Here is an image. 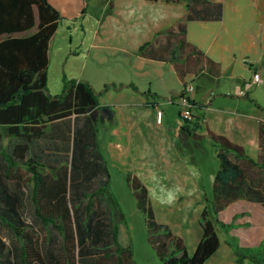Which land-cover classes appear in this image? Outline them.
<instances>
[{
	"label": "rangeland",
	"instance_id": "1",
	"mask_svg": "<svg viewBox=\"0 0 264 264\" xmlns=\"http://www.w3.org/2000/svg\"><path fill=\"white\" fill-rule=\"evenodd\" d=\"M85 1L89 7L83 14L76 19L63 18L59 23L55 44H52L54 46H51L49 52L47 90L55 95L61 92L65 79L89 80L98 94V102L116 103L125 97L115 92L118 91L116 87L120 80H134L141 88L147 87V63L153 62L141 58L139 48L146 40H150L154 27L171 26L181 11L185 10V5L168 3L166 0ZM132 52L136 56L132 57ZM154 82L157 83L156 80ZM128 86L134 88L132 83ZM253 88L257 99L252 100V107L256 112L264 114V87ZM178 119L182 123L185 121L180 115ZM132 120L128 139L122 135L121 125L112 127L109 124L111 127H108L106 124L103 127L98 122L95 137L91 139L93 143H85L87 149L83 152L80 140L75 139L78 133H74V125L70 126L67 141H53L49 146L41 140L35 146L42 162L40 172L48 175V181L61 178L66 182L65 202L70 212L74 237L77 238L74 215L85 211L77 222L87 227L89 217L94 221L106 218L110 227H118L119 241L132 250L136 264H166L148 241L146 215L138 208L134 188H130L126 181V174L131 173V180L136 176L146 186L155 219L166 224L183 240L188 256L193 255L202 238V214L208 210L220 245L204 264H253L247 255L238 261L234 236L219 226L215 219L212 200L216 172L213 169L219 167V158L213 146L205 142L201 148L192 145L189 149L179 141L178 152H171L174 156L170 164L166 152L161 149L163 135L152 125L147 128L135 116ZM0 130L1 150L4 144L12 146L16 138L6 134L2 127ZM247 146L250 152L251 145ZM194 150L197 152L195 158L188 155ZM96 153L102 155L106 172H98L95 168L89 174L83 172L82 162L87 159L96 161ZM48 157L53 167L44 165L48 163ZM5 170L6 164L0 153V185L22 195L23 204L19 206L22 219L38 230L43 249L45 245H52L54 251L58 250L62 241L58 231L51 225H42L35 216L30 199L33 187L31 174L21 165L10 169L8 176H5ZM73 172L76 175H72ZM173 186L182 190L176 202L172 205L159 203L158 198ZM239 207L235 204L229 211ZM254 214L255 218L251 217L253 223L243 225L244 229L251 231L256 226H262L264 232V216L257 217L256 212ZM0 236L7 248L13 247L16 240L11 230L1 221ZM110 246L92 245L99 249Z\"/></svg>",
	"mask_w": 264,
	"mask_h": 264
},
{
	"label": "trees",
	"instance_id": "2",
	"mask_svg": "<svg viewBox=\"0 0 264 264\" xmlns=\"http://www.w3.org/2000/svg\"><path fill=\"white\" fill-rule=\"evenodd\" d=\"M166 1H182L187 11L185 20L219 19L222 15L220 2ZM34 10L38 13L37 24ZM23 15L24 24L21 23ZM60 18L59 12L47 0H0V127L17 141L10 147L4 144L0 150L6 164L5 176L9 175L10 169L19 165L31 174L33 187L30 199L35 216L42 225L55 228L62 239L58 250L54 251L52 245H45L43 249L38 230L22 219L19 211V206L23 204L22 195L0 185V221L11 230L16 240L9 249L0 236V264H136L132 250L118 240V227H110L105 217L102 221L89 217L87 227H84L77 219L85 211L78 212L73 219L75 238L65 202L66 182L61 178L48 181V175L39 170L42 162L40 153L35 150L37 140L54 138L67 141L70 131L69 125L48 131L47 123L84 114L98 105V94L86 80L65 79L61 92L55 95L47 90L50 45ZM177 27L179 32L184 33L185 21L178 23ZM175 32L171 29L167 34L170 36ZM149 45V42L142 44L139 52L153 58H163L157 51H149ZM181 49H184L183 44ZM185 65L188 64L178 63L180 72L185 71ZM243 96L247 97L246 94ZM76 132L78 135H75V139L79 141V132ZM209 136L218 148L219 158L213 184L212 209L219 226L229 231L235 226L236 215L228 223L218 218L219 212L228 204L244 199L258 202L264 207V121L259 123L256 158L225 135L210 131ZM44 165L54 166L49 163ZM94 168L102 171L97 159L82 162L83 172L89 174ZM70 170L72 172V168ZM126 181L130 188H134L137 206L146 215L148 241L166 264H204L219 247L215 224L208 210H205L201 219L202 238L193 255L188 256L183 240L166 224L155 219L146 186L136 176L131 180V173L126 174ZM233 239L236 240L234 246L238 261L247 255L253 264H264V238L256 246H242L236 237ZM109 244V248L92 247Z\"/></svg>",
	"mask_w": 264,
	"mask_h": 264
},
{
	"label": "crops",
	"instance_id": "3",
	"mask_svg": "<svg viewBox=\"0 0 264 264\" xmlns=\"http://www.w3.org/2000/svg\"><path fill=\"white\" fill-rule=\"evenodd\" d=\"M47 1L61 17L51 48L54 46L52 44H55L61 20L78 18L89 7V3L85 0ZM211 1L222 4V15L219 19L185 20L187 13L185 8L171 26L154 27L151 30V38L146 40L150 44L149 51L155 50L162 54L163 58H153L138 53L141 58L153 62L147 63L149 80L146 88L145 86L141 88L134 80L130 82L120 80L117 85L121 87L117 88L116 85L118 91L115 92L119 95L124 94V98L117 100L116 103L99 101L96 107L90 108L84 114L48 122L47 130L74 125L79 132L83 152L87 149L85 143H93L91 139L95 137L98 122L103 127H106V124H112V127L121 125L122 135L128 139L131 130L130 120L132 126V118L135 116L139 121L142 120L141 123L146 124L147 128L152 125L163 135L161 149L166 152L170 164L174 156L171 152L177 151L179 141L189 149L192 145L201 148L205 142H209L217 154L218 148L209 136L210 131L225 135L231 141L242 145L251 157L256 158L259 123L264 121V114L256 112L252 107V100L248 98L256 101L253 87H264V0ZM168 3L184 4L182 1H168ZM34 16L37 24L38 13H35V10ZM183 21H185L184 33L179 32L177 27L178 23ZM25 22L23 15L21 23ZM171 29L176 32L169 36L167 31ZM182 44L184 49H181ZM135 54L132 52V57L136 56ZM185 56L187 58H184ZM178 63L188 64L184 66L183 73L179 71ZM255 72L260 75L259 82L253 80ZM155 80L157 83L154 82ZM129 83L133 84V89L128 86ZM187 84L194 87L188 93L193 102L194 118L182 123L178 119L182 110L179 97L186 92ZM101 107L108 109L102 113ZM157 108L163 111V120L160 124L156 122L155 117ZM53 141L61 140L54 138L46 140L49 146ZM248 144L251 145L250 152ZM57 146L56 144L55 147ZM195 150L188 155L195 158L197 153ZM96 159L98 167L103 173L106 172L102 155L96 153ZM48 163L53 164L50 157ZM217 170L213 169L215 172ZM235 204L240 207L229 211ZM254 212L257 217L264 216L263 205L239 199L221 210L218 218L228 223L236 215L235 226L229 230V233L236 237L242 246H256L264 238L263 227L256 226L249 231L243 226L248 225V222L253 223ZM251 226L253 227V224ZM119 236L118 231V240Z\"/></svg>",
	"mask_w": 264,
	"mask_h": 264
},
{
	"label": "built area",
	"instance_id": "4",
	"mask_svg": "<svg viewBox=\"0 0 264 264\" xmlns=\"http://www.w3.org/2000/svg\"><path fill=\"white\" fill-rule=\"evenodd\" d=\"M253 80L255 82L260 81V75L258 72H255L253 75ZM193 85L187 84L185 89L186 92L181 94L179 97V103L182 105V110H181V116L184 120L186 121H191L194 118L192 108H193V102L189 96V92L193 90ZM155 117H156V122L158 124L162 123L163 120V111L160 108H157L155 111Z\"/></svg>",
	"mask_w": 264,
	"mask_h": 264
},
{
	"label": "clouds",
	"instance_id": "5",
	"mask_svg": "<svg viewBox=\"0 0 264 264\" xmlns=\"http://www.w3.org/2000/svg\"><path fill=\"white\" fill-rule=\"evenodd\" d=\"M182 194V190L178 186L168 188L162 197L158 198V202L161 204L172 205L176 202L179 195Z\"/></svg>",
	"mask_w": 264,
	"mask_h": 264
},
{
	"label": "water",
	"instance_id": "6",
	"mask_svg": "<svg viewBox=\"0 0 264 264\" xmlns=\"http://www.w3.org/2000/svg\"><path fill=\"white\" fill-rule=\"evenodd\" d=\"M93 108V107H92ZM90 109V108H89ZM88 109V110H89ZM108 108L107 107H101V112L103 113L104 111H106Z\"/></svg>",
	"mask_w": 264,
	"mask_h": 264
}]
</instances>
